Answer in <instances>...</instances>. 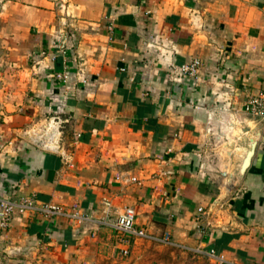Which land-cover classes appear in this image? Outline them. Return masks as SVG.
<instances>
[{"label":"crops","instance_id":"crops-1","mask_svg":"<svg viewBox=\"0 0 264 264\" xmlns=\"http://www.w3.org/2000/svg\"><path fill=\"white\" fill-rule=\"evenodd\" d=\"M263 89L264 0H0V194L86 218L16 217L0 264H101L127 207L211 264H264Z\"/></svg>","mask_w":264,"mask_h":264},{"label":"built area","instance_id":"built-area-1","mask_svg":"<svg viewBox=\"0 0 264 264\" xmlns=\"http://www.w3.org/2000/svg\"><path fill=\"white\" fill-rule=\"evenodd\" d=\"M41 55L45 57L46 53H42ZM201 65L199 60H195L192 64L181 67L180 73L184 76L196 78ZM59 77L62 78L61 75ZM63 78L66 79L67 76H63ZM245 112L262 121L264 124V89L258 95L251 96L248 99L245 105ZM133 180L136 181L135 179ZM31 211L38 212L49 218L70 216L80 222L86 220L79 211L70 214L60 205L51 203L39 205L34 198L29 196L21 197L18 200H12L0 194V230L2 232L8 231L16 217L24 216ZM200 212H203L202 209H200ZM103 224L112 227L120 235V243L124 247L122 253L125 255L129 254L132 239L146 236V232L137 229L136 211L131 207L123 209L115 219H105ZM208 256L210 258H217L214 251L209 252Z\"/></svg>","mask_w":264,"mask_h":264},{"label":"rangeland","instance_id":"rangeland-1","mask_svg":"<svg viewBox=\"0 0 264 264\" xmlns=\"http://www.w3.org/2000/svg\"><path fill=\"white\" fill-rule=\"evenodd\" d=\"M101 264H211V261L199 250L177 247L164 237L146 234L132 239L128 255L117 250Z\"/></svg>","mask_w":264,"mask_h":264}]
</instances>
